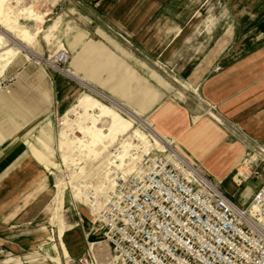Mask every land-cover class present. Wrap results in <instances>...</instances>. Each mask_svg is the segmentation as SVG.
Masks as SVG:
<instances>
[{
    "label": "crops",
    "instance_id": "1",
    "mask_svg": "<svg viewBox=\"0 0 264 264\" xmlns=\"http://www.w3.org/2000/svg\"><path fill=\"white\" fill-rule=\"evenodd\" d=\"M81 1L83 12L100 17L97 18L98 30L88 26V31L83 29L82 41L75 42L73 46L69 43L72 55L67 74L71 76L67 80H60L57 75L50 77L51 98L47 99L45 108L31 111V115L25 118L26 112H15L14 115L18 113L15 116L17 124L10 127V132L0 141V264H60L57 256L45 261L40 255L26 253V243L19 240L21 230H12L26 227L43 212L48 214L49 222L53 224L54 166L51 162H55L58 150L63 151V146H66L63 140L58 141L61 133L57 119L65 108L68 110L64 116L75 105L80 116L86 119L82 106L87 103L91 109L97 107L87 92H82L71 105L69 92L81 86L76 80L111 101L117 109L126 114L129 112L128 122L118 119L115 125L121 128L122 134L136 119L145 121L149 128L150 120L170 136L172 142L165 141L166 144L175 143L207 175L221 180L226 193L225 188L230 187L227 194L234 200L247 201L255 188L254 183H245L243 188L236 186L232 177L249 143L264 142V0ZM208 4L224 5L231 13H234V8H242V15H230L224 19L198 15L200 11L197 9ZM167 9H174L173 14ZM96 11L98 15H95ZM108 22L130 38L133 47L129 52L119 39L104 29V23ZM220 23L225 26L220 34L215 33ZM92 29L102 34L100 39L85 36ZM134 43L139 52L150 57L175 54L190 57L179 68L186 73L185 79L189 78L181 86L193 87L191 93L185 88L182 100L167 96L170 82L156 76L150 63L136 58L134 66ZM197 49H202L201 53L195 54ZM125 51L130 57H123ZM198 55H201L199 60L191 62V57ZM170 66V70L178 71L176 64ZM111 71H119V77H124L130 88L129 99H126L128 106L115 102L106 92L96 88L107 87L111 94L110 89L121 84V79L112 84L99 76L100 73L111 75ZM135 79L138 90L134 95ZM35 97L30 104L45 99ZM191 97L199 100L197 103L201 105L191 101ZM9 101L24 100L18 97ZM139 112L147 113L148 117L141 118ZM97 123L98 120L91 123V129ZM84 128L86 130L85 124ZM152 130L164 140L156 130ZM91 137L93 142H98L93 133ZM119 144L120 150L126 142ZM60 211L58 222L53 224L58 228L56 239L61 255L73 261L75 258L71 256L76 257L82 251V235L79 232L66 233L68 228L61 231ZM62 220L64 222V218ZM89 229L84 235L86 238ZM78 235L81 240L77 245ZM95 244L92 242L90 246L94 248ZM53 247L54 244L51 250Z\"/></svg>",
    "mask_w": 264,
    "mask_h": 264
},
{
    "label": "rangeland",
    "instance_id": "2",
    "mask_svg": "<svg viewBox=\"0 0 264 264\" xmlns=\"http://www.w3.org/2000/svg\"><path fill=\"white\" fill-rule=\"evenodd\" d=\"M82 3L81 0H10L2 7L5 16H0V31L6 32L7 27L12 29L13 37L16 40L8 41L4 37L0 38V141L5 138L6 133L10 132V127L17 124L15 116H18V113L14 115L15 112L20 111L22 114L26 112L27 114L23 116L25 118L31 115V111L38 112L45 108L47 99L51 98L50 77L57 75L60 80H67V77L71 76L64 71L68 68L72 55L69 43L73 46L75 42L82 41L85 34L83 29L88 31V26H90V28L98 30L99 25L97 18L100 17L89 16L88 13L83 12ZM24 9L27 10L22 12ZM173 10L167 9L166 11L173 14ZM197 10L200 11L198 15L208 18L217 16L224 19L230 15H242V8H234V13H231L232 11L224 5L218 7L208 4V6ZM160 12H163L162 9ZM95 15H98L97 11ZM110 23H104V29L111 32L113 38L119 39L128 49L126 51L129 52L131 47L108 28ZM4 26L6 28H3ZM224 26L223 23L218 24L215 33L220 34ZM239 28L241 30V25ZM101 35L100 32H94L92 29L85 36L100 39ZM19 44H28L27 51H20L17 48ZM136 46L134 43V66L137 63L136 58L150 63L156 76L170 82L171 87H167V96H176L182 100L184 92H186L185 88L188 93H191L190 90L193 87L181 86L189 78L185 79L186 73L179 68L190 57L179 54L170 57L168 55L150 57L139 52ZM126 51L123 52L124 58L130 57ZM189 51L191 52V50ZM201 51L202 49H197L195 54L201 53ZM65 55L68 57L66 58ZM200 57L201 55L191 57V62H197ZM168 60H171L172 63L169 64ZM175 64L178 71L174 68L170 70V65ZM55 65L59 68H56ZM118 73L119 71H111V75L108 74V76L103 73L99 74L100 77L107 78V81L112 84L115 83V80L116 82L122 80V85L117 84L110 89L111 94L107 92L109 90L107 87L96 88L106 92L115 102L128 106L130 88L127 87L125 78H120ZM76 81L81 86L77 90L72 89L69 92L68 100L71 101V105L76 102L75 99L82 92H87L88 96H91L97 103V107L91 109L87 103L82 106V110L86 111V119L80 116L76 105L66 116L64 115L68 109L65 108L61 112L62 115L59 116V121L57 119L61 133L58 141L59 139L63 140L66 146H63V151L58 150L55 162H51L54 166L52 215L55 216L52 222L53 224L58 222L57 214L60 209L59 227L61 231L68 228L65 230L66 233L79 232L83 240L82 251L76 257L71 256V258H75L74 261L61 255L56 239L57 225L51 224L48 214L44 212L26 227H18L12 231L21 230L19 240L26 243L25 246L28 250L26 253L40 255L45 261L51 259V256H57L60 264H78L77 259L84 254L82 252L87 253L90 243L96 242L94 250L99 247L101 249L98 252L101 256L96 257L99 259L98 261L104 263L108 253L107 247L99 234L90 233L87 238L84 237L88 227L90 228L94 220L113 217L117 208L124 202V194L133 189L134 184L140 181L141 175L147 171V166L151 163L148 159L156 157V162L159 158H163L166 152L163 146L154 141L149 127L143 123L134 121L126 133L122 134L121 128L115 127V117L123 122H128L127 114L121 109H117L111 101L100 97L82 85L81 81ZM136 82L137 79L134 80V95L138 90ZM38 96L45 98L44 101L30 104L31 99L38 98ZM194 96L199 99L197 95L194 94ZM18 97L24 101L14 103L9 101ZM190 99L195 103L199 101L192 97ZM138 115L143 119L148 117L147 113L139 112ZM96 120H98L97 125L91 129V123H95ZM149 124L150 128L156 130L165 141L172 140L169 135L156 128L152 121L149 120ZM91 133L99 139L98 142H93ZM132 133H135L133 138H131ZM120 142H126V144L122 145V149L119 150ZM171 145L179 150L175 143H171ZM116 149L117 151L114 153ZM244 155L247 157L246 152ZM241 165L240 163L237 167L239 168ZM261 166L262 164L260 169L264 176V169ZM260 181L261 178L249 177L245 183L246 185L254 183V192L260 186ZM245 183L240 187L243 188ZM225 190L227 193L231 191L230 187ZM62 218H64V222ZM62 239L64 241V238ZM80 240L78 235L76 237L77 245ZM52 244L55 245L54 250L50 248Z\"/></svg>",
    "mask_w": 264,
    "mask_h": 264
},
{
    "label": "built area",
    "instance_id": "3",
    "mask_svg": "<svg viewBox=\"0 0 264 264\" xmlns=\"http://www.w3.org/2000/svg\"><path fill=\"white\" fill-rule=\"evenodd\" d=\"M128 46L130 38L108 25ZM67 58L68 56L65 55ZM59 121V120H58ZM141 180L124 194L113 217L93 221L89 234H99L108 253L88 247L81 264H264V142L247 146L233 175L241 186L261 178L247 201L234 200L221 180L207 175L180 150L164 149ZM239 163V164H240ZM152 165V167H150ZM263 177V179H262ZM97 256V257H96ZM74 261V260H73Z\"/></svg>",
    "mask_w": 264,
    "mask_h": 264
},
{
    "label": "bare ground",
    "instance_id": "4",
    "mask_svg": "<svg viewBox=\"0 0 264 264\" xmlns=\"http://www.w3.org/2000/svg\"><path fill=\"white\" fill-rule=\"evenodd\" d=\"M10 0H0V16H5L4 15V13H3V10H2V7L4 6V4H6V3H8ZM27 9H24L22 12H25ZM22 14H24V13H22ZM3 28H6V26H4ZM21 34H23L22 32H21ZM15 36V35H14ZM2 37H4L6 40H8V41H15L16 39L13 37V31H12V29H10V28H6V32H1L0 31V38H2ZM28 44H19L18 45V49L21 51V50H25V51H27V49H28ZM26 53H28V52H26ZM39 59V58H38ZM42 60V59H41ZM50 64V63H49ZM56 66V68H59L57 65H55ZM54 66V67H55ZM66 73H68V70L67 69H65L64 70ZM129 113V112H128ZM127 113V114H128ZM131 114V113H130ZM115 124H116V122H117V120H118V118L117 117H115ZM136 121H138V122H140V124L141 123H143V124H145L147 127H149L148 125H147V123H145V121H142V120H139V119H136ZM149 131H150V134H151V136L153 137V139H154V141L158 144V145H161V146H163L165 149H168V148H170L171 147V144H166L165 143V140H163V139H161V137H159L152 129H150L149 128ZM44 157V156H43ZM239 175H243V177L246 175V171L244 170V168H239V170H238V174H237V176L235 177V179L236 180H238V178H239ZM90 249H92L93 251H94V248H92V246H90Z\"/></svg>",
    "mask_w": 264,
    "mask_h": 264
}]
</instances>
